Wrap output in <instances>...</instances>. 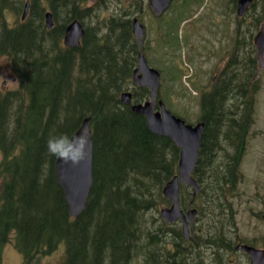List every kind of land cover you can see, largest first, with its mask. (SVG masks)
I'll return each instance as SVG.
<instances>
[{
    "label": "trees",
    "instance_id": "1",
    "mask_svg": "<svg viewBox=\"0 0 264 264\" xmlns=\"http://www.w3.org/2000/svg\"><path fill=\"white\" fill-rule=\"evenodd\" d=\"M124 1L129 0L86 6V0H29L26 19L10 27L6 13L18 14L24 2L0 0V57L18 80V89L0 93V264L7 244L22 264H38L60 245L64 259L58 264H137L140 258L143 264H206L192 248H179V239L176 254L160 253L164 221L157 214L170 203L162 190L177 174L180 151L120 101L126 90L133 103L149 99L148 89L131 83L139 53L132 20L143 4ZM229 1L235 12L237 0ZM47 11L54 22L50 30L44 25ZM73 19L83 25L84 36L77 47L65 48L62 39ZM236 21L226 62L198 102L197 121L204 126L192 172L199 200L192 206L197 220L226 231L196 242L213 246L212 264H226L225 256L234 252L227 229L234 227L232 199L262 87L252 39L264 22V0ZM85 119L92 133V185L86 209L72 218L54 166ZM188 190L181 186L185 209ZM215 221L221 224L211 225Z\"/></svg>",
    "mask_w": 264,
    "mask_h": 264
},
{
    "label": "rangeland",
    "instance_id": "2",
    "mask_svg": "<svg viewBox=\"0 0 264 264\" xmlns=\"http://www.w3.org/2000/svg\"><path fill=\"white\" fill-rule=\"evenodd\" d=\"M139 1L143 6L136 18L146 29L143 43L148 64L161 74L160 98L165 100L171 113L195 124L199 114V91L209 88L233 44L237 25L233 5L229 0H172L167 12L156 18L148 9V1ZM21 13L22 8L18 14L9 11L6 14L8 25H16ZM250 20V16L246 17L244 26ZM184 69L192 72L187 84L197 89L196 95L181 82ZM179 71L181 79L173 80L171 76L177 78ZM259 78L262 87L255 97L254 123L241 162L242 181L232 199L234 223L243 239L264 238V221L261 220L264 214V68L259 71ZM0 89L6 92L18 89V80L4 57H0ZM225 258L229 259L226 264H246V259L234 252ZM63 259L64 245H60L51 255L41 256L38 264H58ZM140 261L143 264L142 258ZM205 262L212 264L210 256ZM3 264H22V256L12 244L4 247Z\"/></svg>",
    "mask_w": 264,
    "mask_h": 264
},
{
    "label": "water",
    "instance_id": "3",
    "mask_svg": "<svg viewBox=\"0 0 264 264\" xmlns=\"http://www.w3.org/2000/svg\"><path fill=\"white\" fill-rule=\"evenodd\" d=\"M253 0H238L237 15L242 17ZM170 0H150L149 6L155 15L161 14L169 5ZM29 2H26L21 20L28 14ZM45 27L50 30L53 27L52 15L46 12L44 15ZM132 34L135 36L138 48H142L144 29L138 19H133ZM84 36L81 23L74 19L65 29L63 44L67 48H74L80 44ZM257 50L259 69L264 67V25H261L253 39ZM131 82L139 88L149 90V100L143 103L133 104L132 93L123 92L120 101L129 106L131 111L145 117L148 130L158 136L169 138L179 148V161L177 175L163 187L162 195L171 201V205L160 210V216L167 223L176 220L182 221L183 234L188 238V223L192 224L196 210L189 209L186 215L179 206L180 184L193 188V196L198 191V185L191 176L198 157L200 140L203 131V123L189 125L179 117L172 115L162 101H157V92L160 87V74L154 68L148 66L144 55L139 52L137 67L132 73ZM159 110H155V106ZM55 178L63 191L64 199L68 204L69 215L77 218L86 208L87 198L92 185V137L89 127V119H85L80 128L71 136L58 155L55 167ZM264 218V215H263ZM249 255L252 264H264V251L253 247L238 244L235 247Z\"/></svg>",
    "mask_w": 264,
    "mask_h": 264
},
{
    "label": "flooded vegetation",
    "instance_id": "4",
    "mask_svg": "<svg viewBox=\"0 0 264 264\" xmlns=\"http://www.w3.org/2000/svg\"><path fill=\"white\" fill-rule=\"evenodd\" d=\"M86 1L97 2L99 0H86ZM100 1H107V0H100ZM147 1L149 3L150 0H147ZM166 12H167V10L164 11L160 16H156V17H161ZM5 18H6V15H5ZM7 25H8V22H7ZM145 33H146V29L144 28V37H145ZM144 37H143V39H144ZM143 46H144V49L146 50V46L144 43H143ZM215 78H216V76L213 78V80H215ZM4 92H6V91L3 89H0V93H4ZM199 95H200V93H199ZM188 191L191 194V188H189ZM181 199H182V196L180 194V200ZM195 200L198 201L199 198L197 199V196L195 198H193V196L191 194V199L188 200L189 204H191V205L188 204V207L191 206L193 208L192 203ZM262 201H261V203H262ZM182 209L185 211L184 207H182ZM196 216H198V213ZM262 216L263 215H261V220L264 221ZM258 217H260V216L258 215ZM220 224H221V221H215V222H212L211 225H220ZM234 225L235 226L233 228L227 229V233L232 235L233 243H234L233 246L236 247L238 244H241V245L251 246L255 249L264 251V238H259V237L247 238L246 237V239H243L239 235L238 230L236 229V223H234ZM216 230L226 233L225 228H221L219 230L213 229L210 227L208 222H204L202 220H197L195 218L193 223L188 226L189 238H186L183 234V227H182L181 221H176L172 224H167L166 222H164L163 227L158 229V232H159L158 241L160 243V245H159L160 253H161V255H163V254L166 255V252L168 251L170 255L176 254L177 245L180 242L179 248H181V249L182 248L184 249V246H187V248L193 249V253L196 252L195 254L198 256L200 255V257H202V258H206L208 256H211L214 253V249L210 248L211 245L208 242L203 243L201 247H198L196 242H198L199 236H204L208 241L210 233L214 232ZM178 239H179V242L177 243ZM211 247H213V246H211ZM209 251H211V253H209ZM234 254H238V255H241L242 257H244L246 259V264H252L251 259H250L248 254H246L240 250H237L236 248H234ZM190 256H192V255H190Z\"/></svg>",
    "mask_w": 264,
    "mask_h": 264
},
{
    "label": "clouds",
    "instance_id": "5",
    "mask_svg": "<svg viewBox=\"0 0 264 264\" xmlns=\"http://www.w3.org/2000/svg\"><path fill=\"white\" fill-rule=\"evenodd\" d=\"M52 143H53V141H49V148H50V150H51V145H52Z\"/></svg>",
    "mask_w": 264,
    "mask_h": 264
},
{
    "label": "bare ground",
    "instance_id": "6",
    "mask_svg": "<svg viewBox=\"0 0 264 264\" xmlns=\"http://www.w3.org/2000/svg\"><path fill=\"white\" fill-rule=\"evenodd\" d=\"M86 209V208H85Z\"/></svg>",
    "mask_w": 264,
    "mask_h": 264
}]
</instances>
